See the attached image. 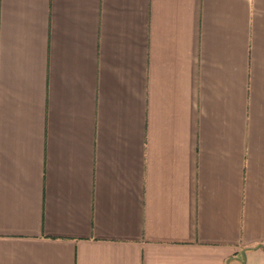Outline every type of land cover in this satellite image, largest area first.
<instances>
[{"label":"crops","instance_id":"0c3cea01","mask_svg":"<svg viewBox=\"0 0 264 264\" xmlns=\"http://www.w3.org/2000/svg\"><path fill=\"white\" fill-rule=\"evenodd\" d=\"M0 264H264V0H0Z\"/></svg>","mask_w":264,"mask_h":264}]
</instances>
